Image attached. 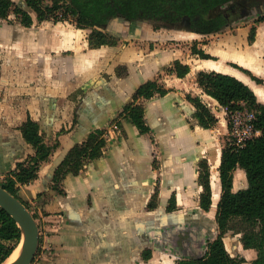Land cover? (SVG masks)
Masks as SVG:
<instances>
[{
    "label": "crops",
    "instance_id": "obj_1",
    "mask_svg": "<svg viewBox=\"0 0 264 264\" xmlns=\"http://www.w3.org/2000/svg\"><path fill=\"white\" fill-rule=\"evenodd\" d=\"M23 3L34 17L32 27L0 20V179L35 154L21 131L29 116L40 125L47 145L59 142L38 180L20 189L21 198L42 205L48 218L38 219L42 243L33 264H178L183 258L203 256L208 241L218 234L216 213L223 195L220 166L227 144L214 136L229 132V119L197 77L211 71L236 77L264 104V85L253 78L264 77V59L254 51L264 38V23L257 26L253 42L250 25L230 38L221 37L224 30L212 35L170 30L194 40L211 56L204 59L192 50L185 53L176 37L166 49L143 53L132 44L91 48L88 35L81 37L85 30L67 28L66 22L39 23L26 0ZM141 31L143 35L137 25L125 34L137 38ZM235 48L253 56L262 74L235 60ZM175 61L190 67L186 77L168 71ZM155 79L168 93L138 102L148 127L142 133L120 113L141 85ZM75 91L85 94L78 105L70 98ZM121 94H128L127 100L110 114V105ZM188 95L200 98L218 119L212 128L200 125ZM98 129L107 130L102 155L78 175L64 178V194L54 191L56 168L74 145ZM204 160L211 173L210 211L201 207ZM233 175V192L248 188L244 169L237 168ZM173 198L175 209L169 211ZM229 232L224 238L228 252L255 260L257 252L244 249L239 237L228 249Z\"/></svg>",
    "mask_w": 264,
    "mask_h": 264
},
{
    "label": "trees",
    "instance_id": "obj_2",
    "mask_svg": "<svg viewBox=\"0 0 264 264\" xmlns=\"http://www.w3.org/2000/svg\"><path fill=\"white\" fill-rule=\"evenodd\" d=\"M237 0H26L27 6L35 13L36 20L43 22H70L76 28L88 30V42L91 48L116 46L119 43V31L114 26L110 30H102L112 21H146L154 24L156 29L180 28V23L187 17L189 31L212 35L226 29L227 20L223 14H217ZM14 15L22 26L30 28L34 24L33 16L14 0H0V20L10 21ZM258 22H264V16ZM102 28V29H101ZM256 27L250 31L249 41L253 42ZM194 54L209 59L210 55L195 45ZM169 72L179 78L186 77L190 67L180 61H175ZM258 83L262 81L253 77ZM198 85L208 95L216 99L219 104L230 112L242 108L254 111L256 127L261 130V136L248 144L245 149L237 150L227 143L223 150L220 177L223 195L219 202L216 221L219 234L212 241H208V249L203 256L196 259L183 258L178 264H244V258H234L227 251L224 235L229 230L233 218H242L248 224L249 231H245L242 242L245 249H255L257 258L252 264H264V104L258 102L254 91L236 77L211 72H200L197 77ZM168 93L158 81L150 80L141 85L132 97V102L126 105L120 115L134 123L142 133L148 132L144 120V107L138 102L141 99H151L156 94L164 96ZM188 99L195 105L196 118L200 125L210 129L218 119L198 97L188 95ZM24 140L32 145L35 154L17 163L16 168L0 179V186L19 198L30 209L29 203L20 196L21 186L29 185L39 178L42 165L47 162L58 147L45 143L44 134L40 132V125L30 116L21 127ZM106 129H98L90 134L86 141L76 144L70 149L64 160L56 168L51 188L64 194L60 184L68 174L78 175L84 166L99 158L106 147ZM237 168L246 171L248 188L233 192V173ZM210 166L207 161L200 162V183L203 187L201 207L210 211L212 207V188L210 181ZM39 196V195H38ZM155 205H153V208ZM175 209V198L168 207ZM37 220V216L34 215ZM38 221V220H37ZM22 240L20 227L10 214L0 207V264L13 254ZM42 239H40V244ZM41 248L38 251L39 255ZM151 252L146 253L149 259Z\"/></svg>",
    "mask_w": 264,
    "mask_h": 264
},
{
    "label": "rangeland",
    "instance_id": "obj_3",
    "mask_svg": "<svg viewBox=\"0 0 264 264\" xmlns=\"http://www.w3.org/2000/svg\"><path fill=\"white\" fill-rule=\"evenodd\" d=\"M47 4H50L51 3V0H45ZM16 2H18V4L20 5H23L24 3V0H16ZM15 17L12 15V17L10 18V22L14 21ZM122 25H125L127 23H123V22H120ZM65 26L67 28H74L75 25L71 24L70 22H66L64 23ZM139 25V24H138ZM248 26L247 23H245L244 21H241L227 29H225L221 35V37H227V38H230V37H234L236 36L237 34H242V32H244L242 30V28ZM62 27V25H61ZM139 27H141L144 31V34L141 35V36H138L137 38L134 36V35H130V34H125V35H118V38L120 40V45H121V49L122 48H126V46H129V44H132L134 45L135 48H137L138 51H140L141 53L143 52H146L145 50H154L156 47L160 48V49H166V45L168 44V46H171L172 45V41L169 42V40L171 39V37H176L178 39H180V44L183 45V49L185 50V53L188 51L191 53V50H192V47L195 45L197 47V43L190 39L186 34H180L181 37H184V38H179L177 35V33L173 32V31H170V30H166V29H160V30H156V29H153V27L151 25H148V24H140ZM257 28V27H256ZM150 30V31H148ZM86 32H83L82 34V38H85L86 35H89V31L88 30H85ZM151 32L152 36H149V34H147L148 32ZM257 33V32H256ZM67 39H69L70 37L68 35H65ZM127 39V40H126ZM203 39H207V38H203ZM256 39V38H255ZM168 42V43H167ZM134 43V44H133ZM254 51L258 53V55L261 57V59H264V38H261L259 41H258V46L256 48H254ZM231 55L232 57L237 60L240 64L242 65H246V67H248V69H251L252 71L254 72H261L260 73H257L258 75H261L263 70L261 67H258L257 66V62L256 60L254 59L253 56L249 55V54H246V52L242 49H234L231 51ZM264 65V63H263ZM258 78V77H257ZM262 81L263 85H264V77L263 78H258ZM102 80V79H101ZM96 82L94 81V84ZM89 88H93V86L90 85ZM262 89V88H261ZM91 90L92 89H89V93H91ZM263 90V89H262ZM85 96V94H82V91H75L72 95L71 100L76 104L78 105L79 101H82L83 100V97L82 99L79 97V96ZM128 94H121L119 95L116 99L113 100L112 104L110 105V110L109 112H111L110 114H113L118 108L119 106L123 105V103L127 100V96ZM78 107V106H77ZM118 135V134H116ZM115 136V134H113V137ZM214 136V134H213ZM217 137H221V140L224 141L225 145L227 143H229V141L231 140L230 136H229V132L226 133V135H220V134H216L214 136V140L215 138ZM29 203V206H30V211L33 213V214H36L37 215V219H48L47 218V215L45 214V211L44 209L41 207L42 205H38V206H33V201H30L28 202ZM36 212V213H35ZM38 213V214H37ZM231 226H232V232H229L230 236H228V239L227 240V247L228 249H232L234 248V245H235V239H237L238 237L241 239L242 235H243V232L245 231H249V227H248V224L245 223L242 218H235L232 223H231ZM10 258V257H9ZM246 260V263L244 264H252V259L251 258H245ZM5 263V262H4ZM3 263V264H4ZM166 264H172L171 261H166Z\"/></svg>",
    "mask_w": 264,
    "mask_h": 264
},
{
    "label": "water",
    "instance_id": "obj_4",
    "mask_svg": "<svg viewBox=\"0 0 264 264\" xmlns=\"http://www.w3.org/2000/svg\"><path fill=\"white\" fill-rule=\"evenodd\" d=\"M112 26L120 33L127 31V27L117 21H112L104 29L110 30ZM137 34L142 35V31ZM0 207L16 221L22 234L18 257L11 264H33L40 248L41 230L38 221L19 198L1 186Z\"/></svg>",
    "mask_w": 264,
    "mask_h": 264
},
{
    "label": "flooded vegetation",
    "instance_id": "obj_5",
    "mask_svg": "<svg viewBox=\"0 0 264 264\" xmlns=\"http://www.w3.org/2000/svg\"><path fill=\"white\" fill-rule=\"evenodd\" d=\"M15 2V1H14ZM17 5H19L20 7L25 8V5H20L16 2ZM27 6V4H26ZM33 12V11H32ZM30 13V12H29ZM34 13V12H33ZM217 14H223V16L225 17V19L227 20V25H226V29L241 22V21H244L245 23H247L248 25H250V28L252 29L253 27H257L259 24L261 23H264V22H258V20L264 16V0H237L236 2L230 4L228 7H226L225 9H222V10H217L216 11ZM31 14V13H30ZM32 15V14H31ZM35 15V13H34ZM14 16V15H13ZM33 16V15H32ZM36 16V15H35ZM12 17V16H11ZM10 17V18H11ZM15 17V16H14ZM34 18V17H33ZM16 21V17L14 19ZM17 22V21H16ZM123 23H127L125 24L124 26L127 27V31H131L133 29H137V25L139 24H148V25H151L153 27V29H156L154 27V24L151 23V22H146V21H137V22H128V21H124ZM185 26H190V20L189 18H185L183 20L182 23H180L179 27L180 28H160V29H166V30H178V31H189L187 30L186 28H183ZM135 27V28H133ZM102 29V28H101ZM160 29H156V30H160ZM104 30V28L102 29ZM106 30V29H105ZM189 32H192V31H189ZM195 33V32H193ZM125 33H120V35H123ZM198 34V33H197ZM212 208V207H211ZM30 210V209H29ZM33 215H36V214H33ZM37 216V215H36ZM236 218V217H235ZM233 218L231 221H230V224H229V230H232V226H231V223L232 221L235 219ZM38 220V219H37ZM217 222V221H216ZM39 224V223H38ZM218 224V223H217ZM220 230H219V226H218V234H219ZM227 232V233H228ZM226 233V234H227ZM217 234V235H218ZM226 234L224 235V238L226 236ZM244 234V232H243ZM217 237V236H216ZM243 237V235H242ZM242 237H241V242H242ZM223 238V240H224ZM212 241V240H211ZM225 243V242H224ZM243 244V242H242ZM41 245V244H40ZM225 247H226V244H225ZM244 247V245H243ZM40 249V248H39ZM208 249V243H207V248L206 250ZM227 249V248H226ZM245 249V248H244ZM248 250V249H247ZM255 250V249H253ZM228 251V250H227ZM256 251V250H255ZM257 252V251H256ZM230 254V253H229ZM231 255V254H230ZM232 256V255H231ZM234 257V256H232ZM198 258V257H197ZM234 258H244L242 256H237V257H234ZM257 258V257H256ZM190 259H196V257L194 258H190ZM245 259V258H244ZM254 261V260H253ZM252 261V262H253Z\"/></svg>",
    "mask_w": 264,
    "mask_h": 264
},
{
    "label": "built area",
    "instance_id": "obj_6",
    "mask_svg": "<svg viewBox=\"0 0 264 264\" xmlns=\"http://www.w3.org/2000/svg\"><path fill=\"white\" fill-rule=\"evenodd\" d=\"M225 110L228 114V109L225 108ZM228 119L231 138L229 144L235 149H245L250 142L261 136V130L256 127L254 111L238 108L230 112Z\"/></svg>",
    "mask_w": 264,
    "mask_h": 264
},
{
    "label": "bare ground",
    "instance_id": "obj_7",
    "mask_svg": "<svg viewBox=\"0 0 264 264\" xmlns=\"http://www.w3.org/2000/svg\"><path fill=\"white\" fill-rule=\"evenodd\" d=\"M260 95H261V93H260ZM19 250H20V246L13 252V254L10 256V258H8L4 264H11L18 257Z\"/></svg>",
    "mask_w": 264,
    "mask_h": 264
}]
</instances>
